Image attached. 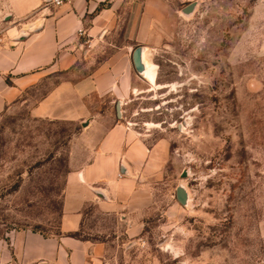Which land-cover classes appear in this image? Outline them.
I'll list each match as a JSON object with an SVG mask.
<instances>
[{
    "label": "rangeland",
    "instance_id": "374dc122",
    "mask_svg": "<svg viewBox=\"0 0 264 264\" xmlns=\"http://www.w3.org/2000/svg\"><path fill=\"white\" fill-rule=\"evenodd\" d=\"M168 21L160 42L145 47L156 83L174 89L136 81L120 116L111 97L92 96L79 112L67 95L53 116H32L56 84L90 76L108 54L88 47L72 74L50 76L0 114L1 236L57 235L66 174L122 122L148 141H168L171 177L140 237L108 239L106 263L264 264V0H190ZM180 185L186 207L174 197Z\"/></svg>",
    "mask_w": 264,
    "mask_h": 264
},
{
    "label": "crops",
    "instance_id": "0c3cea01",
    "mask_svg": "<svg viewBox=\"0 0 264 264\" xmlns=\"http://www.w3.org/2000/svg\"><path fill=\"white\" fill-rule=\"evenodd\" d=\"M50 1L0 0V114L50 76L72 74L88 47L108 54L90 76L56 84L30 114L53 116L66 95L79 112L92 96L123 105L142 79L132 51L160 42L168 16L176 19L178 6L190 0H71L58 7ZM147 138L122 122L107 129L86 162L65 176L58 234L7 231L0 235V264H108L109 238L140 237L171 177L168 141ZM166 209L176 206L168 200ZM81 232L94 238L72 237Z\"/></svg>",
    "mask_w": 264,
    "mask_h": 264
},
{
    "label": "water",
    "instance_id": "95a60500",
    "mask_svg": "<svg viewBox=\"0 0 264 264\" xmlns=\"http://www.w3.org/2000/svg\"><path fill=\"white\" fill-rule=\"evenodd\" d=\"M195 3L188 5L182 10L183 15H189L194 11ZM146 47L137 46L131 53V64L134 72L137 76L143 79V73L145 70V66L142 61V54L143 49ZM147 49V48H146ZM122 104L120 101H117L115 104V108L117 111V115L120 116V108ZM87 123L83 124V127H86ZM175 200L183 207H186L188 204V194L186 192V189L180 185L175 189Z\"/></svg>",
    "mask_w": 264,
    "mask_h": 264
},
{
    "label": "bare ground",
    "instance_id": "6f19581e",
    "mask_svg": "<svg viewBox=\"0 0 264 264\" xmlns=\"http://www.w3.org/2000/svg\"><path fill=\"white\" fill-rule=\"evenodd\" d=\"M142 61L145 66V70L143 73V80L149 85V88H150L149 91H152V90L155 91V89H159V88H172V89L175 88L174 85L162 86L156 83L157 68L154 64L150 62V51L146 48L143 49ZM146 126L148 128L151 127V125L148 123L146 124Z\"/></svg>",
    "mask_w": 264,
    "mask_h": 264
},
{
    "label": "built area",
    "instance_id": "2783aa9c",
    "mask_svg": "<svg viewBox=\"0 0 264 264\" xmlns=\"http://www.w3.org/2000/svg\"><path fill=\"white\" fill-rule=\"evenodd\" d=\"M69 2H71V0H51L50 4L58 7Z\"/></svg>",
    "mask_w": 264,
    "mask_h": 264
},
{
    "label": "trees",
    "instance_id": "16d2710c",
    "mask_svg": "<svg viewBox=\"0 0 264 264\" xmlns=\"http://www.w3.org/2000/svg\"><path fill=\"white\" fill-rule=\"evenodd\" d=\"M72 237L80 238L78 234H74V235H72Z\"/></svg>",
    "mask_w": 264,
    "mask_h": 264
}]
</instances>
